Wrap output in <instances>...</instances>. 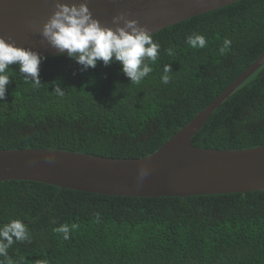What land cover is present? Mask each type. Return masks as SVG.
<instances>
[{
	"label": "trees",
	"instance_id": "trees-1",
	"mask_svg": "<svg viewBox=\"0 0 264 264\" xmlns=\"http://www.w3.org/2000/svg\"><path fill=\"white\" fill-rule=\"evenodd\" d=\"M192 33L203 35L207 47L192 49L186 43ZM152 36L159 55L139 85L115 61L83 70L65 55L43 56L39 89L10 65L0 150L152 154L264 51V0H237ZM224 39L231 44L221 54ZM165 64L172 69L166 85L160 81ZM56 83L63 97L52 92ZM191 143L205 149L264 144V64L213 111ZM11 219L25 223L32 237L9 248L15 264H264V191L130 197L0 181V223ZM63 225L68 239L54 231Z\"/></svg>",
	"mask_w": 264,
	"mask_h": 264
},
{
	"label": "water",
	"instance_id": "water-1",
	"mask_svg": "<svg viewBox=\"0 0 264 264\" xmlns=\"http://www.w3.org/2000/svg\"><path fill=\"white\" fill-rule=\"evenodd\" d=\"M235 1L58 0L65 4L86 2L93 18L113 29L117 25L112 24V17L125 11L129 19L138 20L151 34ZM55 2L0 0V37L40 56L57 55V50L40 34V27L52 15ZM263 64L264 51L207 107L150 155L116 158L60 149H5L0 150V181L32 180L61 188L130 197L264 191V144L205 149L191 143L213 111ZM46 156H54L55 161L47 163Z\"/></svg>",
	"mask_w": 264,
	"mask_h": 264
},
{
	"label": "clouds",
	"instance_id": "clouds-1",
	"mask_svg": "<svg viewBox=\"0 0 264 264\" xmlns=\"http://www.w3.org/2000/svg\"><path fill=\"white\" fill-rule=\"evenodd\" d=\"M128 16L129 13L125 11L113 16L112 24L117 25L113 29L102 26L99 20L94 19L86 2L65 4L56 0L52 15L40 27V34L57 50L58 55L62 54L74 60L83 70L95 68L98 61L105 66L115 61L119 63L123 75L129 78L132 84L139 85L153 71L150 63L157 61L161 45L154 41L145 26L136 19H129ZM186 43L192 49L207 47L206 38L198 33L188 35ZM230 44L231 40L224 39L219 52H228ZM166 51L167 55H174L172 47ZM44 59L45 57L36 52L16 47L14 42L7 43L5 38L0 37V103L4 101L6 86L10 83V65L19 69V76L25 82H30L33 88L39 89L42 85L39 79V65ZM170 73V64H165L160 77L162 84L170 82ZM52 92L58 97L65 95L59 83L53 84ZM45 161L53 163L55 157L46 156ZM141 168L143 169V166ZM54 231L63 233L64 238L68 239V225ZM31 241V233L21 220L11 219L7 223H0V264H15L9 256V248L14 243ZM38 264L47 262L39 261Z\"/></svg>",
	"mask_w": 264,
	"mask_h": 264
}]
</instances>
